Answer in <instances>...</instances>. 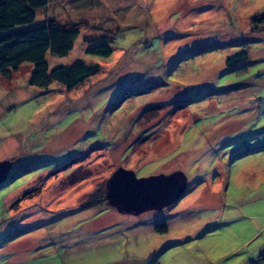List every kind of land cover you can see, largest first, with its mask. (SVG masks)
Listing matches in <instances>:
<instances>
[{"label": "rangeland", "instance_id": "374dc122", "mask_svg": "<svg viewBox=\"0 0 264 264\" xmlns=\"http://www.w3.org/2000/svg\"><path fill=\"white\" fill-rule=\"evenodd\" d=\"M263 12L264 0L37 9L23 27L84 23L49 69L99 71L69 90L30 85L31 63L0 75V264H264V25L250 24ZM101 43L108 58L85 52ZM119 167L181 171L185 193L139 215L84 209Z\"/></svg>", "mask_w": 264, "mask_h": 264}, {"label": "trees", "instance_id": "16d2710c", "mask_svg": "<svg viewBox=\"0 0 264 264\" xmlns=\"http://www.w3.org/2000/svg\"><path fill=\"white\" fill-rule=\"evenodd\" d=\"M47 2L48 0H0V75L9 78L23 63H31L33 70L28 79L30 85L46 89L55 81L69 90L98 73L99 65H87L76 60L70 65L49 69L46 55L66 56L79 36V27L84 23L60 25L55 20H48L34 27H23L34 21L36 10L45 7ZM250 24L253 31L257 26L264 25V12L252 17ZM85 52L108 58L112 49L107 43H101L87 48ZM243 57V54H239L228 58L226 63ZM104 194L100 192L91 195L84 204V209L104 206L107 203ZM155 230L164 232L165 226L157 225Z\"/></svg>", "mask_w": 264, "mask_h": 264}, {"label": "water", "instance_id": "95a60500", "mask_svg": "<svg viewBox=\"0 0 264 264\" xmlns=\"http://www.w3.org/2000/svg\"><path fill=\"white\" fill-rule=\"evenodd\" d=\"M9 167L6 162H0V183ZM186 186L187 178L181 171L137 177L132 170L119 167L106 180L104 196L118 212L139 215L169 206L184 195Z\"/></svg>", "mask_w": 264, "mask_h": 264}]
</instances>
